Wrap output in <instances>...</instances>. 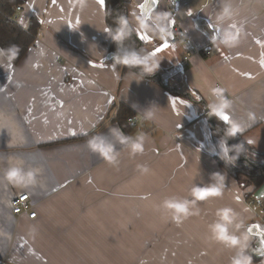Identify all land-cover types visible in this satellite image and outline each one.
Instances as JSON below:
<instances>
[{
	"label": "crops",
	"instance_id": "crops-1",
	"mask_svg": "<svg viewBox=\"0 0 264 264\" xmlns=\"http://www.w3.org/2000/svg\"><path fill=\"white\" fill-rule=\"evenodd\" d=\"M224 2L183 0L169 17L171 36L162 40L139 29L136 17L168 12L165 2L130 0V26L160 61L145 77L113 64L97 0H86L83 9L80 0L21 6L18 24L26 28L33 15L40 28L18 63L0 54V264H230L236 250L212 241L207 227L223 207L238 216L230 231L249 235L253 264H264V223L254 204L258 199L264 208V185L242 189L218 166L207 108L209 87L218 82L232 101L225 122L241 123L254 149L247 157L264 163V0H231L243 27L233 48L211 42ZM174 28L184 40L172 44ZM119 103L137 123L127 133L112 122ZM113 128L133 139L143 133L144 151L130 154ZM98 135L113 145L115 161L88 149ZM15 160L25 170L41 169L37 186L3 181ZM213 173L225 176L223 195L190 204L194 215L179 225L157 207L170 197L190 201L194 185L216 182ZM19 194L28 195L35 219L12 214L10 198Z\"/></svg>",
	"mask_w": 264,
	"mask_h": 264
},
{
	"label": "clouds",
	"instance_id": "clouds-1",
	"mask_svg": "<svg viewBox=\"0 0 264 264\" xmlns=\"http://www.w3.org/2000/svg\"><path fill=\"white\" fill-rule=\"evenodd\" d=\"M86 6V0H80V7ZM239 14V10L233 6L231 0H225L222 4L219 12L216 15L215 26L216 33L212 36L211 42L223 45L226 48H233L240 43V38L243 35V27H237L236 17ZM171 13L158 12L155 15H151V9L148 12L136 17V24L139 29H143L145 32H153L159 35L160 39L166 40L171 36V24L169 19ZM150 21V22H149ZM117 27L115 31L107 30L111 39L117 44V50L113 54L114 64L122 65L127 69L138 68L143 75L152 74L157 70L159 66V60L156 58V53L142 52L139 53L135 50L122 49L120 45L123 41L130 36L137 29L130 27V21L125 15H120L117 20ZM223 25V27H222ZM16 53V47L11 46L7 52L0 51V54H6L9 59L13 58ZM225 89L221 87H209V95L212 99L208 102L207 108L209 115L217 117H227L226 111L232 107V101L224 95ZM149 119L152 118V112L147 113ZM249 119H253L250 115ZM224 121H227L223 119ZM244 129L238 121H233L229 127L225 129L224 136L219 140V155L228 163H234L241 155L240 151H236L234 155H229L232 151V147L227 146L226 141L229 138H233L237 133L242 132ZM117 140L126 145L130 154L135 155L144 151L145 136L143 133L139 134L136 139L125 135L119 128H113L110 130ZM248 143H252L248 141ZM88 149L95 154H98L103 159L113 162L116 159L114 153V147L111 143L105 141L102 136H94L87 141ZM242 148L238 147L237 149ZM147 171L146 168L143 169ZM40 168L29 167L27 170L24 168L23 160H15L10 163V166L3 172V181L9 185L28 188L37 186L39 181L37 177L40 175ZM213 179L215 183L206 186L194 185L190 190L192 199H177L174 197L164 199L157 207L163 209L164 212L179 225L183 220L194 213L189 211V206L195 205L198 201H206L212 197H221L224 190L225 176L220 173H213ZM248 209L245 208L244 211ZM215 216L217 219L215 222L209 224L208 230L210 232V239L218 244L223 245L228 249H235V255L231 257L230 264H253L252 256L248 253V241L249 235L243 233L241 235H235L230 231V227L237 221L238 216L234 210L230 207H223L217 209ZM241 224H237L236 227H241ZM250 231V229H249ZM144 264V262H142Z\"/></svg>",
	"mask_w": 264,
	"mask_h": 264
},
{
	"label": "trees",
	"instance_id": "trees-1",
	"mask_svg": "<svg viewBox=\"0 0 264 264\" xmlns=\"http://www.w3.org/2000/svg\"><path fill=\"white\" fill-rule=\"evenodd\" d=\"M26 2L27 0H0V50L6 53L11 46H15L16 53L13 58L9 59L4 54L14 64L18 63L33 45L40 28V23L36 16L33 15L30 17V23L26 28L18 24L15 9L17 6H24ZM129 3L130 0H104V16L108 30L115 31L117 27L116 20L120 15H125L128 18ZM120 47L126 50H135L141 54L146 50L145 44L135 36L134 32L132 36L123 41ZM116 50L117 44L110 37L108 52L113 55ZM114 65L118 67L121 73L126 70H132L144 77L146 76L141 74L138 68L127 69L119 64ZM129 118H134L133 112L127 106L119 103L115 107L112 122L116 123L123 132L127 133L135 127L129 124ZM208 119L212 123V138L214 142L219 143V140L224 136L225 129L229 125L220 117L214 115H208ZM226 143L227 146L232 147V151L229 153L230 156L234 155L236 151H240L241 155L237 157L234 163H228L218 153L215 156L218 166L236 180L242 189L247 187L259 188L264 185V163H255L247 157V154L254 151V149L244 142L242 134L237 133L235 137L229 138ZM241 146L242 148L237 149Z\"/></svg>",
	"mask_w": 264,
	"mask_h": 264
},
{
	"label": "built area",
	"instance_id": "built-area-1",
	"mask_svg": "<svg viewBox=\"0 0 264 264\" xmlns=\"http://www.w3.org/2000/svg\"><path fill=\"white\" fill-rule=\"evenodd\" d=\"M165 2V6L168 10L169 13H171V15H175L177 13L178 10V5L183 1V0H163ZM21 11V7L17 6L16 7V12H20ZM184 40V35L182 34V32L178 29V28H174L173 29V33H172V37L170 39V43L175 44L178 43L180 41ZM199 52L195 51L193 52H187L179 61V65L181 67H185L187 66L190 57L193 54H197ZM204 54L208 55L209 52L205 51ZM212 87H222V85L218 82L214 83ZM224 89V88H223ZM224 95L228 97L227 93L224 92ZM128 122L131 126H135L136 125V121L134 118H129ZM10 204V209L11 212L14 216H20L22 214H25L27 216L28 219L33 220L36 218V213L34 212L31 204H30V200L28 198L27 194H19V195H13L10 198L9 201ZM254 204L258 209V214L256 215V218L264 223V208L262 205V202L258 199L254 200Z\"/></svg>",
	"mask_w": 264,
	"mask_h": 264
},
{
	"label": "snow or ice",
	"instance_id": "snow-or-ice-1",
	"mask_svg": "<svg viewBox=\"0 0 264 264\" xmlns=\"http://www.w3.org/2000/svg\"><path fill=\"white\" fill-rule=\"evenodd\" d=\"M97 2H98L101 6L104 5V0H97ZM153 2L156 3V2H158V0H153ZM141 7H143V5H141ZM107 30H108V29H105V31H107ZM141 38L144 39L145 37H141ZM164 47H167V45L165 44ZM160 50H161V49H159V48L156 49V51H160ZM262 66H264V62H262ZM223 119L227 120L228 118L225 117V118H223Z\"/></svg>",
	"mask_w": 264,
	"mask_h": 264
},
{
	"label": "water",
	"instance_id": "water-1",
	"mask_svg": "<svg viewBox=\"0 0 264 264\" xmlns=\"http://www.w3.org/2000/svg\"><path fill=\"white\" fill-rule=\"evenodd\" d=\"M210 124L212 125L211 121L209 120Z\"/></svg>",
	"mask_w": 264,
	"mask_h": 264
},
{
	"label": "rangeland",
	"instance_id": "rangeland-1",
	"mask_svg": "<svg viewBox=\"0 0 264 264\" xmlns=\"http://www.w3.org/2000/svg\"><path fill=\"white\" fill-rule=\"evenodd\" d=\"M21 7V6H20ZM16 10V9H15ZM17 13H19V12H17Z\"/></svg>",
	"mask_w": 264,
	"mask_h": 264
}]
</instances>
